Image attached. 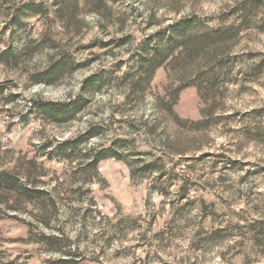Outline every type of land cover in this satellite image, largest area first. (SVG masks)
Here are the masks:
<instances>
[{"label":"rangeland","instance_id":"obj_1","mask_svg":"<svg viewBox=\"0 0 264 264\" xmlns=\"http://www.w3.org/2000/svg\"><path fill=\"white\" fill-rule=\"evenodd\" d=\"M54 1L0 0V50L49 33L72 64L46 86L34 75L49 48L0 63V172L43 190L14 210L0 189V264H55L59 251L74 264H264V0H80L71 16ZM23 4L48 13L13 27ZM185 21V33L234 29L190 55L175 48L151 78L135 72L141 45ZM213 57L227 71L199 93L188 85ZM92 75L102 84L72 121L32 114L33 100L66 102ZM89 128L80 148L108 155L96 172L42 148Z\"/></svg>","mask_w":264,"mask_h":264},{"label":"trees","instance_id":"obj_2","mask_svg":"<svg viewBox=\"0 0 264 264\" xmlns=\"http://www.w3.org/2000/svg\"><path fill=\"white\" fill-rule=\"evenodd\" d=\"M80 0H55L53 5L56 7V11L63 16H71L73 12L78 10ZM48 13L46 8L40 5L23 4L19 5L16 12L10 17V25L17 27L20 23V15L26 14H41L46 16ZM192 26L191 22H179L168 27L170 33H154V35L144 42L139 49L140 57L135 61V72L144 70V76L151 78L156 70L164 64L169 58V54L175 48L180 47L185 49L190 54L195 52L199 48L202 42H205L209 38H224L230 36L231 30L234 26H228L222 29V33L218 30H209L206 33H185L187 28ZM215 32V33H212ZM14 34V33H11ZM12 40H13V35ZM60 38L52 37L49 33H40L39 37L34 40L19 41L18 45H9L0 50V63L1 64H18L22 60V56L32 54L35 51L49 48L51 52H55L49 56L47 65L36 75H34L35 82L46 86H52L57 83V80L62 76L65 70L71 69V59L65 52L56 53L58 51V41ZM151 40L154 43H151ZM216 57V56H215ZM215 57L209 58L205 69L200 70L193 81L188 86H194L199 93L213 92L215 91V84L217 82L220 73L227 71V61L220 59L214 60ZM101 75H92L85 78L82 81L80 87V94L74 98H69L66 102L58 101H39L33 100L31 106L32 114L35 116H41L52 123L61 124L68 123L76 118L82 110L85 108L89 95L99 90L102 82ZM143 76V77H144ZM94 135L91 128L87 129L82 135L77 137L68 138L56 145L44 144L42 148H51L47 153L48 158L52 156L61 157L67 163H71L75 160V156L78 155L84 160V165L79 168L89 171L97 170L99 162L106 158L108 155L105 151H91L82 150L80 146L90 139ZM80 159V160H81ZM11 174L5 171L0 172V189L4 191V188L8 191L14 192L13 207L17 210L22 205L25 197H30L29 200L34 199L37 195L41 194L43 190L35 189L36 186H30L29 189L21 186L19 181L24 179L25 182L32 184L31 173L26 175ZM32 187V188H31ZM34 188V189H33ZM59 235H50L47 240L58 242L61 240ZM58 258L55 260V264H74L75 252L59 251ZM93 264V263H92Z\"/></svg>","mask_w":264,"mask_h":264}]
</instances>
